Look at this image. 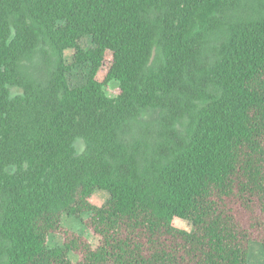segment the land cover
<instances>
[{"label":"trees","instance_id":"obj_1","mask_svg":"<svg viewBox=\"0 0 264 264\" xmlns=\"http://www.w3.org/2000/svg\"><path fill=\"white\" fill-rule=\"evenodd\" d=\"M63 214L87 215L91 240ZM251 242L264 245V0H0V264H249Z\"/></svg>","mask_w":264,"mask_h":264},{"label":"rangeland","instance_id":"obj_2","mask_svg":"<svg viewBox=\"0 0 264 264\" xmlns=\"http://www.w3.org/2000/svg\"><path fill=\"white\" fill-rule=\"evenodd\" d=\"M80 47L86 51L88 49L93 48V42L91 38L84 37L79 41ZM64 59L67 64H70L73 60V51H66L64 54ZM110 61H111V55L108 54L105 60V63L103 67L100 69V71L97 74V80L102 81L106 75V72L108 68L110 67ZM86 71L82 69H77L71 71L67 75L68 84L71 88L80 86L84 83L86 78ZM20 91L17 88L12 89V94H18ZM107 95L110 97H115L118 94V88L117 84L112 82L109 84L108 88L106 89ZM150 117L144 116L142 119L147 120ZM76 149L78 152H81L83 150V143L82 141H76L75 143ZM108 199V194L101 190H96L94 194L92 195L90 201L94 206L100 207L102 206L106 200ZM87 218V215H82L81 219H77L68 215L63 214L62 216V225L66 229H68L71 232H76L78 234L83 235L84 237L91 240V236L87 229L82 224L81 220H85ZM173 226L179 230L190 232L192 230V224L189 221L181 220L178 218H174L172 222ZM48 246L50 248H57L62 247V237L60 235L51 234L48 237ZM69 259L73 262L77 260V257L73 254H69ZM248 261L249 264H264V245L257 243V242H251L249 244V255H248Z\"/></svg>","mask_w":264,"mask_h":264}]
</instances>
